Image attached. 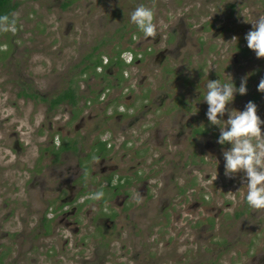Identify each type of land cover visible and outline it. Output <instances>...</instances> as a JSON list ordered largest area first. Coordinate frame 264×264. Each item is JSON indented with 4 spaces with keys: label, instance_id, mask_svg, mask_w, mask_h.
<instances>
[{
    "label": "flooded vegetation",
    "instance_id": "1",
    "mask_svg": "<svg viewBox=\"0 0 264 264\" xmlns=\"http://www.w3.org/2000/svg\"><path fill=\"white\" fill-rule=\"evenodd\" d=\"M59 1L80 13L65 34L79 17L104 27L90 0L85 13ZM129 1L107 0V33L80 44L59 82L28 77L16 93L31 104L25 127L0 102V264H264V218L244 174L225 177L231 145L217 143L203 100L208 80L246 78L227 108L252 101L264 120V58L243 34L264 0H185L179 15L170 0ZM139 5L155 13V40L131 22Z\"/></svg>",
    "mask_w": 264,
    "mask_h": 264
},
{
    "label": "rangeland",
    "instance_id": "2",
    "mask_svg": "<svg viewBox=\"0 0 264 264\" xmlns=\"http://www.w3.org/2000/svg\"><path fill=\"white\" fill-rule=\"evenodd\" d=\"M14 1L18 3L16 10L12 13L15 30L0 31V102L7 101L4 102V106L9 112L13 110L14 118L18 119L20 126L25 127L28 122L27 112H30L31 104L29 100H23L16 96L17 91L28 82V77L34 78L42 87L48 86L49 82H59L58 75L61 68H64L66 61L73 62L75 60L74 56L78 53L80 44L85 45V43L107 33L109 26L106 20L110 19L112 15L105 10L108 8L107 0L100 1L99 5L96 2L91 4L92 0H90V5L96 7L98 13L103 14V18H105L104 27H101L99 22H94L93 16H86V22H82L81 17H79L80 19H77L74 28L65 34V21L76 16V14H80L78 13L79 10L76 13H72L74 11L68 9L64 10L62 1L59 0ZM85 1L80 0L79 3H81L78 8L84 13L88 8ZM170 1L176 8V14L186 12V3H182L185 0ZM114 2L112 6L119 8L123 6L124 0H114ZM219 2L217 0L214 3ZM129 3V0L124 2L125 5ZM243 3L245 5L246 1ZM258 3L260 4V0ZM246 5H249V1ZM164 8L166 7L164 6ZM251 29L252 26L243 27V34L246 35ZM262 63H264V59H262ZM262 63L260 65L264 67ZM69 66L71 67L72 64ZM13 101H16L17 104L11 107ZM21 111H23L22 115ZM259 213L260 217L264 218V211L261 213L259 210ZM263 241L264 230L260 243L262 244ZM242 246L247 247L244 242ZM236 251L235 247L231 248L226 260L230 261L232 254L235 255ZM37 253L36 256H38ZM244 256L245 252L239 253L240 259L244 260ZM38 258L40 259L39 262L28 261L27 264H43V259L39 256Z\"/></svg>",
    "mask_w": 264,
    "mask_h": 264
},
{
    "label": "clouds",
    "instance_id": "3",
    "mask_svg": "<svg viewBox=\"0 0 264 264\" xmlns=\"http://www.w3.org/2000/svg\"><path fill=\"white\" fill-rule=\"evenodd\" d=\"M154 11L144 5L137 6L130 14V19L145 38L155 40L158 37L157 25L154 23ZM8 17H0V31H14V21L10 25ZM235 38V37H234ZM236 39V38H235ZM247 47L255 52L257 58H264V15H259L252 21V29L245 35ZM247 80L241 79L237 88L233 82L221 83L219 79L208 80L206 83L207 119L211 125L218 126L220 134L217 143L230 144L223 150L224 175L232 179L238 173H243L242 182L247 186L246 202L254 210L264 209V132L261 120L257 114V105L248 101L245 110H229L227 105L234 100L235 94L247 93ZM264 93V77L261 78L258 89ZM225 113L228 118L222 119ZM217 178V175L215 179ZM104 193L98 191L89 198L99 200Z\"/></svg>",
    "mask_w": 264,
    "mask_h": 264
},
{
    "label": "trees",
    "instance_id": "4",
    "mask_svg": "<svg viewBox=\"0 0 264 264\" xmlns=\"http://www.w3.org/2000/svg\"><path fill=\"white\" fill-rule=\"evenodd\" d=\"M69 2L64 3V7L68 5ZM18 3L14 0H0V17L7 16L8 23L11 24L13 22L12 16L13 11L16 10ZM103 60V59H102ZM102 60L99 61V64H102ZM26 93V91H24Z\"/></svg>",
    "mask_w": 264,
    "mask_h": 264
}]
</instances>
